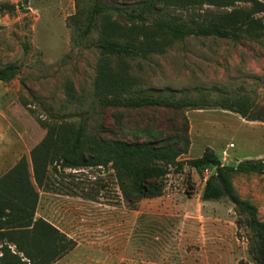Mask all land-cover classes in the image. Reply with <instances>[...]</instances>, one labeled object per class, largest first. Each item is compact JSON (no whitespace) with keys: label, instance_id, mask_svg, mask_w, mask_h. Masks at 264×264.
Segmentation results:
<instances>
[{"label":"rangeland","instance_id":"1","mask_svg":"<svg viewBox=\"0 0 264 264\" xmlns=\"http://www.w3.org/2000/svg\"><path fill=\"white\" fill-rule=\"evenodd\" d=\"M104 1L130 8L141 0ZM90 5L91 0H0V68H17L0 80V178L23 157L31 163V150L47 134L44 122L68 114L74 116L67 120H86L93 136L130 141L183 133L187 121L190 147L181 160L200 157L207 148L228 166L264 158V122L221 108H102L95 96V78L105 65L123 67L144 89L162 90L155 95L209 102L246 96L264 105V31L237 41L191 37L145 58H106L97 47L101 28L79 35ZM79 9L77 23L71 16ZM258 16L264 21V14ZM107 19L129 24L117 15ZM215 171L200 175L185 165L166 176L162 196L134 206L111 166L51 175L36 216L77 242L53 264H257L248 247L250 230L238 227L235 206L202 199L206 178ZM231 183L264 221V175L238 173Z\"/></svg>","mask_w":264,"mask_h":264},{"label":"trees","instance_id":"2","mask_svg":"<svg viewBox=\"0 0 264 264\" xmlns=\"http://www.w3.org/2000/svg\"><path fill=\"white\" fill-rule=\"evenodd\" d=\"M249 2V8L238 6ZM213 7L216 11L203 7ZM174 9L176 12H171ZM199 10V11H198ZM80 9L71 19L78 20ZM117 15L129 24L107 19ZM261 0H141L130 8L91 0L84 22L78 27L84 38L101 28L97 44L106 58H145L161 50L165 44L187 38H218L240 40L243 35L264 31ZM17 68H0V80L10 78ZM126 70L101 66L95 78V96L104 108L161 106L177 110L221 108L239 114L248 121L264 122V105L249 97L231 96L213 102L205 97L172 98L155 95L144 89L141 80ZM62 120L44 122L45 138L0 178V264H53L73 250L77 242L48 220L37 217L40 191L50 187L51 175L67 169L93 167L114 168L124 197L130 206L143 198L164 194L168 174L183 171L188 165L202 175L211 170L202 191L204 201L228 200L236 208L238 227L250 230L249 251L257 264H264V221L257 207L234 190L231 178L238 173L264 175V158L244 159L234 166L223 165L213 149L202 156L181 160L190 147L187 121L183 133L148 141H130L93 136L87 121ZM152 136V134H149ZM12 247L14 249H12Z\"/></svg>","mask_w":264,"mask_h":264}]
</instances>
